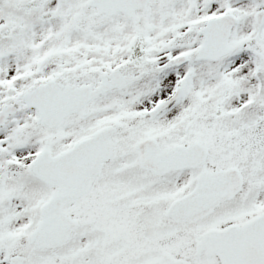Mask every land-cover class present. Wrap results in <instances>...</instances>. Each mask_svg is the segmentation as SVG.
Segmentation results:
<instances>
[{
	"label": "snow or ice",
	"instance_id": "6c2138e0",
	"mask_svg": "<svg viewBox=\"0 0 264 264\" xmlns=\"http://www.w3.org/2000/svg\"><path fill=\"white\" fill-rule=\"evenodd\" d=\"M0 264H264V0H0Z\"/></svg>",
	"mask_w": 264,
	"mask_h": 264
}]
</instances>
